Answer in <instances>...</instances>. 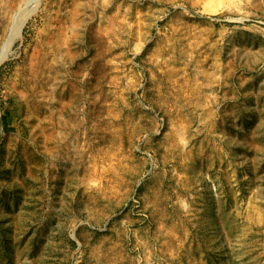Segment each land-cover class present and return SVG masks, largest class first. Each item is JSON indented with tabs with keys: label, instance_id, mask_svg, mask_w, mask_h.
<instances>
[{
	"label": "rangeland",
	"instance_id": "374dc122",
	"mask_svg": "<svg viewBox=\"0 0 264 264\" xmlns=\"http://www.w3.org/2000/svg\"><path fill=\"white\" fill-rule=\"evenodd\" d=\"M0 264H264V0H0Z\"/></svg>",
	"mask_w": 264,
	"mask_h": 264
},
{
	"label": "bare ground",
	"instance_id": "6f19581e",
	"mask_svg": "<svg viewBox=\"0 0 264 264\" xmlns=\"http://www.w3.org/2000/svg\"><path fill=\"white\" fill-rule=\"evenodd\" d=\"M29 1H31V0H29ZM29 4V3H28ZM37 4V3H36ZM34 4H32L31 6H33ZM37 6L35 5V8H36ZM33 8V7H32ZM34 8V9H35ZM19 10V9H18ZM31 9L30 8H22L20 11H18L17 13H16V18H15V20H14V22H12L13 23V26H12V28H11V31H10V33H9V35L7 36V39H6V43L4 42L3 44H6L5 46H6V48L8 49V47H10L9 45H10V43L12 42V40L17 36V34L19 33V31H20V29H21V26L23 25V23H24V21H25V19L31 14ZM34 11V10H33ZM17 14H18V16H17ZM15 16V15H14ZM11 23V24H12ZM4 46V45H3ZM7 49H5L4 48V53H6L8 50ZM9 52V51H8ZM38 108V107H37ZM31 109V108H30ZM41 110V109H40ZM38 113V112H37ZM39 116V115H38ZM45 117V116H44ZM43 117V118H44ZM46 118V117H45ZM44 118V119H45ZM41 119V118H40ZM39 119V120H40ZM44 119H42V121L44 120ZM47 121V120H46ZM42 123V122H41ZM46 125H48L47 123H46ZM42 127H44V126H41V128ZM41 130V129H40ZM43 130V129H42ZM47 130V129H46ZM48 135V134H47ZM51 135V134H50ZM52 136V135H51ZM47 138V137H46ZM45 140V139H44ZM40 142H41V140H40ZM46 142V141H45ZM46 145V144H45ZM47 146V145H46ZM41 148V147H40ZM49 149V148H48ZM41 156V155H40ZM35 158V157H34ZM37 161V160H36ZM32 163V162H31ZM37 164H38V162H36ZM36 165V164H35ZM39 165V164H38ZM36 167V166H35ZM39 167V166H38ZM35 169V168H34ZM39 169V168H38ZM33 170V169H32Z\"/></svg>",
	"mask_w": 264,
	"mask_h": 264
}]
</instances>
